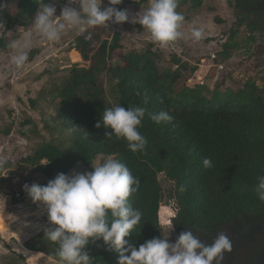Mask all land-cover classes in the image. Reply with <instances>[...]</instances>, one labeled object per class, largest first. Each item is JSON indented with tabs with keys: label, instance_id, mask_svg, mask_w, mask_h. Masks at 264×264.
<instances>
[{
	"label": "trees",
	"instance_id": "1",
	"mask_svg": "<svg viewBox=\"0 0 264 264\" xmlns=\"http://www.w3.org/2000/svg\"><path fill=\"white\" fill-rule=\"evenodd\" d=\"M145 1L148 0L139 2ZM58 2L63 4L65 0ZM187 2L198 8L203 0H179L180 5ZM230 2L239 12L237 27L230 30V40L243 25L249 30V41H255V32L264 34V5L260 6V0ZM0 3V22L6 28L28 27L42 6L40 0H0ZM104 33L103 26L98 32L89 30L78 38L76 46L83 60L53 95L58 100L57 117L62 128L69 131L67 139L58 136L42 141L21 159L44 176V181L37 184L46 185L58 173L67 174L77 164L88 172L94 171L91 161L95 156H115L140 180L138 191L128 200L133 208L141 210L142 219L125 237L137 249L152 238L163 239L160 173L173 181L179 211L171 224L178 236L186 230L205 236L222 224L264 216V201L256 194L257 177L264 175V84L259 87L253 80H247L240 90L228 91L234 97L224 101L216 96L205 97L199 84L187 93L177 85L178 80L182 71L194 73L196 67H188L174 53L169 62L175 68L164 67L161 63L166 58L151 41L143 49L124 50L118 32L102 36ZM87 35L90 37L86 38ZM228 46L229 42L223 44L221 57L230 56ZM0 47L4 48L2 38ZM102 73L113 84L116 105L146 109L138 128L147 140L143 152L133 153L124 139L117 140L114 135L107 138V130L102 125L96 127L98 120L102 122L104 110L110 108L98 82ZM161 111L168 112L172 121L156 124L151 114ZM31 125L36 132V125ZM204 158L211 159L210 168H204ZM9 196L13 205L33 203L24 188L11 191ZM44 229L33 238L47 243L50 248L47 254L58 261L55 254L58 245L44 238ZM261 245L251 256L250 264ZM30 249L39 250L35 245H30ZM85 251L91 258L90 264H119V253L109 250L102 240L90 243ZM20 257L22 264H27Z\"/></svg>",
	"mask_w": 264,
	"mask_h": 264
},
{
	"label": "rangeland",
	"instance_id": "2",
	"mask_svg": "<svg viewBox=\"0 0 264 264\" xmlns=\"http://www.w3.org/2000/svg\"><path fill=\"white\" fill-rule=\"evenodd\" d=\"M139 1L122 0L116 8L127 10L128 21L122 24L109 22L104 26L106 33L102 36L118 32L124 50H140L151 41L150 34L139 23L132 22L134 16L142 15L150 7L151 0ZM47 4L56 7V16H60L66 6L81 10L78 2L70 0L63 4L58 0H48ZM108 6V0H102L101 10ZM177 11L185 17L181 29L185 33L192 27L206 25L205 37L199 43L181 39L166 49L157 45L166 58L161 63L164 67L175 68L169 62V56L174 53L188 67L197 68L194 73L182 71L177 84L179 87L188 93L199 84L205 97L216 96L224 101L234 97L228 91L240 90L247 80H253L259 87L264 84V34L255 32V41H249V30L243 25L230 40V30L237 27L239 18V12L230 0H203L198 8H192L187 2L179 4ZM55 19L59 22L61 18ZM82 27V32L69 27L59 42H48L35 32L34 20L28 27L6 28L4 22H0V38L4 40V48L0 47V157L7 160V164L0 167V264H22L20 256L27 264H57L56 259L46 252L50 249L47 243L33 238L48 225L46 210L36 203L13 205L9 193L45 179L33 165L22 162V158L31 154L42 141L58 136L66 140L68 137L69 131L62 128L57 117L58 100L53 95L83 60L76 46L78 38L84 37L89 30L98 32L103 26ZM27 34L32 35L33 46L26 50L28 59L23 68L16 69L11 62L15 51L9 45L12 41H21ZM89 37L87 35L86 38ZM226 42H229L230 56L223 58L219 52ZM116 54L117 51L115 61ZM98 82L106 104L115 106L116 92L105 73L99 75ZM26 120L30 122L25 123ZM32 123L36 125V132L32 130ZM110 157L117 159L115 156L97 155L91 165L98 166ZM85 172L88 170L77 164L67 175ZM158 180L163 190L160 211L162 236L167 237L169 243H175L178 235L172 229L174 216L170 214L178 203L173 193V181L165 173H160ZM30 245L39 250H31Z\"/></svg>",
	"mask_w": 264,
	"mask_h": 264
},
{
	"label": "clouds",
	"instance_id": "3",
	"mask_svg": "<svg viewBox=\"0 0 264 264\" xmlns=\"http://www.w3.org/2000/svg\"><path fill=\"white\" fill-rule=\"evenodd\" d=\"M78 2L80 11L66 6L60 16L56 7L45 4L34 18L37 35L48 42H59L71 27L83 31L82 26H108V23L122 24L129 19L127 10H118L122 0H108L110 6L101 10L102 0H70ZM179 0H151L150 7L141 15L137 14L132 22L139 23L150 34L151 42L162 49L184 39L199 43L205 37L206 25L192 27L188 33L181 29L185 17L177 11ZM60 17V21H56ZM33 46V37L27 34L21 41L9 45L15 51L12 64L16 69L25 65L27 49ZM148 103V97H144ZM144 107L135 106L125 109L115 105L104 110L101 125L107 130L105 137L113 135L117 140L124 139L133 153L143 152L146 138L138 131L145 116ZM156 123L171 122L168 112L151 114ZM109 129L111 131H109ZM7 164L0 157V167ZM204 168H210L212 161L204 158ZM94 171L67 175L58 173L46 185L33 183L25 185L24 190L33 203L46 210L48 226L44 238L58 245L57 264H90L86 246L102 240L109 250L119 253V264H222L225 252L231 251L232 241L225 233H219L211 244H205L190 230L180 233L175 243L167 237L152 238L137 249L125 239L142 219V212L129 204L128 198L138 191L140 180L120 160L108 158ZM256 194L264 201V175L257 177ZM183 190V188H181Z\"/></svg>",
	"mask_w": 264,
	"mask_h": 264
},
{
	"label": "flooded vegetation",
	"instance_id": "4",
	"mask_svg": "<svg viewBox=\"0 0 264 264\" xmlns=\"http://www.w3.org/2000/svg\"><path fill=\"white\" fill-rule=\"evenodd\" d=\"M263 5H264V0H260V6L263 7ZM253 220L247 219L246 221L243 222L239 220H235L234 223H225L222 224L221 226H218L216 229L207 232L205 236L199 234V236L197 237L205 244H211L216 239L219 233H225L232 241V246H233L235 235L244 226H246L250 221ZM263 239H264V231L261 232L259 231V229L254 231L251 235L246 237L244 240L240 241L237 244V246L234 248L233 252H232L233 247L231 248V251L225 252L224 260L222 264H250L251 256L254 254L257 247L261 245Z\"/></svg>",
	"mask_w": 264,
	"mask_h": 264
},
{
	"label": "water",
	"instance_id": "5",
	"mask_svg": "<svg viewBox=\"0 0 264 264\" xmlns=\"http://www.w3.org/2000/svg\"><path fill=\"white\" fill-rule=\"evenodd\" d=\"M264 228V216L250 221L246 226H244L236 235L233 242V249L237 246V244L244 240L246 237L251 235L254 231ZM252 264H264V242L262 243L254 261Z\"/></svg>",
	"mask_w": 264,
	"mask_h": 264
},
{
	"label": "built area",
	"instance_id": "6",
	"mask_svg": "<svg viewBox=\"0 0 264 264\" xmlns=\"http://www.w3.org/2000/svg\"><path fill=\"white\" fill-rule=\"evenodd\" d=\"M178 211H179V206H178V207L175 206V208L172 209V212H171V214H170L171 217H172V216H175V215L177 214Z\"/></svg>",
	"mask_w": 264,
	"mask_h": 264
}]
</instances>
